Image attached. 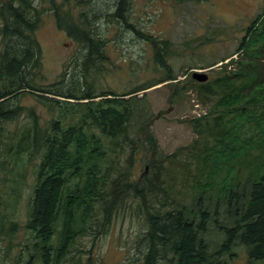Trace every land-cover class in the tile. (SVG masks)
<instances>
[{
	"label": "trees",
	"instance_id": "1",
	"mask_svg": "<svg viewBox=\"0 0 264 264\" xmlns=\"http://www.w3.org/2000/svg\"><path fill=\"white\" fill-rule=\"evenodd\" d=\"M1 1L0 37L6 48L0 53V248L7 244V252L0 249V264L9 262L15 241L19 249L12 264H93L92 251L80 248L78 240L107 233L113 218L128 211L141 222L137 243L146 250L144 264H221L223 257L234 255L236 245L244 248L248 262H264V139H249L236 149L235 124L222 115L243 105L254 123L260 119L261 113L255 112L260 103L264 108V58L260 60L264 27L257 29L261 18L247 28L248 37L235 51L246 55L244 62L239 61L242 68L227 71L233 65L230 61L219 77L195 84L201 94L217 99L214 112H218L197 131L205 148H196L197 141L191 149L194 158L186 163L178 158L182 153L160 152L144 92L175 79L166 60L169 44L140 33L129 22V0H112L109 13L90 14L95 19L106 16V24L121 22L151 44L154 63L166 75L122 94L95 90L92 68L105 59L104 42L88 17L77 15L78 23L62 11L63 4L53 0L44 1L53 7L58 29L82 46L84 60L79 74L73 72L67 79L63 73L51 84L38 85L37 77H42L36 39L40 13L28 0ZM26 94L33 97L31 107L20 103ZM254 147L258 153L250 157ZM218 156L228 160L229 172L245 166L248 175L242 186L231 173L223 190H216L222 209L215 206L217 200L212 213L211 198L204 196L209 185L201 184L204 173L213 174L207 163L212 159L214 163ZM147 157L150 176L136 174L135 162ZM196 158L202 168L195 166L198 191L188 207L184 200L189 166L194 167ZM27 176L32 181L24 218L19 221L17 208ZM218 212L225 214L226 222L216 225L223 238L211 248L204 234Z\"/></svg>",
	"mask_w": 264,
	"mask_h": 264
},
{
	"label": "rangeland",
	"instance_id": "2",
	"mask_svg": "<svg viewBox=\"0 0 264 264\" xmlns=\"http://www.w3.org/2000/svg\"><path fill=\"white\" fill-rule=\"evenodd\" d=\"M10 1L12 0L1 2ZM28 1L40 13V25L36 31V39L41 50L42 77H37V84L41 86L51 84L57 81L63 73L67 79L73 72L79 74L82 69L81 61L84 60L82 46L69 37L64 30L58 29L51 5L44 0ZM53 1L56 4H63L62 11L75 17L78 23L81 20L77 18V15L81 16L83 13L88 17L90 27L95 29L100 40L104 42L105 59L101 63L96 62L97 69L92 68L93 87L96 91H112L122 94L166 75L164 68L154 63L151 44L144 42L132 29L126 28V25L118 21L106 24V16L104 19L92 17L90 14L92 11L109 13L108 11L113 8L112 0ZM263 8L264 0H129V12L127 13L129 22L140 33L155 36L158 42L167 41L169 44L166 60L171 75L175 79L144 91L146 103L153 112L152 132L162 155L182 153L178 158L187 163L194 158L191 155V149L196 146L197 141L196 148H205L204 143L200 142L203 136H200L197 131L204 127L206 120L208 121L218 112H214L217 99H209L201 94L195 85L197 82L192 79L191 75L205 74L208 77L206 82H210L223 73L224 65L230 61H233V65H229L226 68L227 71L237 72L242 68L239 61L244 62L246 55L243 51L235 54V51L242 39L248 37L247 28L253 21L261 18L262 23L257 29L264 27ZM5 48L0 37V53ZM261 56L260 60H263L264 52ZM212 64L214 65L210 67ZM20 103L25 107H31L34 104L33 97L29 94L23 95ZM227 111H223L222 115H224V120L232 119L235 124L234 134L238 138L233 139L236 149L240 145L244 147V143L250 142L249 139L262 142L264 139L262 103L257 106L255 114L260 115L261 113V115L255 123L254 118H249L250 110L243 105H238L236 111ZM243 111L244 113L239 116ZM188 148L189 150H186ZM256 149L254 147L250 150V157L257 155ZM240 153L235 154L237 159L241 158ZM223 156L226 155L222 154L220 157ZM220 157L218 156L214 163L213 159L207 163L210 168H213V174L209 171L204 173L201 184L203 187L209 185L204 187V196L211 198L209 208L213 211L212 213H214L215 206L217 209H222V203L220 199H217L218 191L216 190L220 187L223 190V187L230 181L228 178L231 177V173L234 172V177H237L236 181L242 186L248 175L245 166L234 168L232 172H229L228 160H221ZM183 161H180V164H183ZM196 165L202 168L199 158H196L194 167L189 166L190 172L186 185L187 198L184 200L188 207H190V198L196 196L198 191L195 182L199 180V176L193 178L197 174ZM151 170L149 157L135 162L136 174H148ZM261 174L264 175V169ZM31 181L30 176H27L20 209L17 208V220L19 221L24 218L27 187ZM0 188L3 187L0 185ZM217 200L218 205L214 206ZM191 210L194 211L195 207ZM214 218L217 219L216 223L213 222ZM214 218L210 219L207 232L204 234V239L211 248L219 245L223 238L222 232L217 229L216 225L226 222L223 212H218ZM113 219L114 222L111 223L107 233L94 239L88 237L79 239L80 248L92 251L93 264H144L146 250L141 243H137L138 235L143 231L141 222L136 217H132L129 211ZM15 243L8 253L9 262L7 264H12L19 249L18 242L15 241ZM0 249L5 254L7 244L2 245ZM233 253L234 255L230 258L227 255L223 257L221 264H264V262H248L245 250L240 245L234 247ZM83 255V258H86L87 255Z\"/></svg>",
	"mask_w": 264,
	"mask_h": 264
},
{
	"label": "water",
	"instance_id": "3",
	"mask_svg": "<svg viewBox=\"0 0 264 264\" xmlns=\"http://www.w3.org/2000/svg\"><path fill=\"white\" fill-rule=\"evenodd\" d=\"M207 75L200 74V73H194L192 74V79H194L198 83H204L207 81Z\"/></svg>",
	"mask_w": 264,
	"mask_h": 264
}]
</instances>
